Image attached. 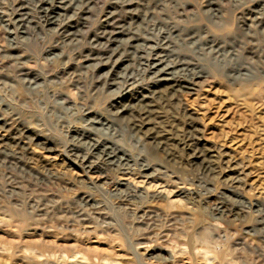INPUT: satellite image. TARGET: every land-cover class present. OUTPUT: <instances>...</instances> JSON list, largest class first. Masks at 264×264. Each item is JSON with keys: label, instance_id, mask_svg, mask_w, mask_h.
<instances>
[{"label": "rangeland", "instance_id": "1", "mask_svg": "<svg viewBox=\"0 0 264 264\" xmlns=\"http://www.w3.org/2000/svg\"><path fill=\"white\" fill-rule=\"evenodd\" d=\"M42 2L51 0H0V115L9 123L0 127V264H93L47 257L78 242L83 250L115 246L130 255L123 264H264V222L257 223L264 219V0H84L57 10L56 25L45 24ZM66 29L74 34L65 37ZM111 29L117 42L93 43ZM178 33L196 36L194 45L174 47L204 77L152 121L167 132L174 156L159 153L142 173L130 162L108 180L68 162L67 150L86 152L72 140L75 131L91 125L149 158L146 139L130 135L125 122L116 131L90 123L118 116L117 87L129 85L121 91L128 104L150 95L153 79L170 77L148 71L147 57ZM137 43L142 52L123 51ZM100 50V64L90 60ZM189 125L197 129L191 142ZM195 142L213 170L192 162L185 143ZM218 201L234 211L219 214ZM14 236L23 239L11 246ZM30 238L49 243L27 248Z\"/></svg>", "mask_w": 264, "mask_h": 264}, {"label": "bare ground", "instance_id": "2", "mask_svg": "<svg viewBox=\"0 0 264 264\" xmlns=\"http://www.w3.org/2000/svg\"><path fill=\"white\" fill-rule=\"evenodd\" d=\"M56 1L57 0H51V3L42 2L40 4L42 10H40L39 13L41 15L43 14L45 18V24L47 25H56V21L58 17L61 15L60 11H57V10H60V9L65 10L68 7H70L69 9L71 10H75L76 5L79 6V4L84 3V0H67L69 4L68 6L58 7L54 4ZM48 4H49V8L44 10V7H45L44 5L48 6ZM115 18L116 16H110L111 21L115 20ZM80 19H86V18L81 17ZM16 22L18 24L23 25L24 18L20 16L17 18ZM109 24L110 23H108V25ZM66 27H71V26H66ZM109 33H110L109 36L106 38L104 36L95 35L92 40L93 43H98L99 39H107L106 42H107V47H108V43L117 42L115 37L112 36L113 34L115 35L114 30L111 29ZM63 34H65V37H66V36H71L74 33L73 31L66 29V31L63 32ZM178 35L179 33L177 34V36ZM166 36L167 37H164V38L169 44L166 47L162 48V46H160L161 44L157 43V46L154 47L153 50L151 51V55L147 57V61L149 62V64L147 65V70L150 71L151 69H154L155 76L156 75L159 76L162 74V75H169L170 77L169 78L163 77L161 79H153L152 81L153 86L151 88L150 95H138L136 98H134V100L131 99L132 101L129 102L128 104L123 103L122 100L123 98H125V94H123L121 91H123L124 87L127 88V86L129 85L123 84L122 87H117V90L119 92L115 96V99L117 98L121 99V101L117 100L115 103L117 106H119L118 111H117V115L119 117L117 116L112 119L110 117L104 118L103 116H101V118L99 119L93 118L90 123V125L98 124L100 125L101 128L107 127L108 130L111 129L112 131H116V128L114 127L116 126V124H118L117 121L121 120L122 122H125L126 129L128 130V132H130V135H133V136L135 135L136 137H138L137 134L140 133L142 134V136H144V138L146 139L148 150H149V154H148L149 158H146L145 155L141 153H134L135 154L134 156V154H132V151H129V149H127L125 146L120 144L118 141L111 139V138H108V139L103 138L102 136H100L99 128H96L93 125H91L89 128L82 127L83 129L79 131H75L76 135L75 137L72 138V140L77 141L78 143H80V145H82V147H85L86 152L84 155H79V154L77 155L76 152H73L75 151L74 148L67 150L66 153L63 154V156L67 158L68 162H70L71 164L75 166H78L79 168L83 169L85 172H91V171L98 172L100 173V175H102V179H106L108 177L107 174H110L112 171L122 172V171L127 170L125 166H128L130 162H133L139 165L137 172L142 173V172H147L152 169V166L155 165L153 161L155 160V157L159 153H162L166 157V159L167 158L169 159V157L174 156L173 150L171 149V145L169 143V137L167 135V132L161 127H158L156 123H155L156 125L152 124V121L155 118L156 119L163 118L162 112H161L162 105L166 103L169 98H173L176 95H180V94L185 95L186 93L193 91L195 89V86L200 82V79L204 77V73H202L201 71L194 73V74L191 73L192 70L193 72L195 70L193 66L194 64L191 61H186V60L182 61L181 59L182 57H184V55L181 54L178 46L174 47V43L175 42L179 43L178 41L180 40L185 41V40L192 39V41H189V42L192 45H194L196 43L195 41L196 36L194 37L191 34H187L186 36L180 35L182 37L178 36L176 40L171 39L170 36L168 35ZM127 41H130V39H128ZM179 46L181 45L179 44ZM127 47L130 50L132 49L133 51L131 53L129 49L127 50L123 49V51H126L127 54H129V56L133 55L134 51L135 53H139L143 51L141 48L138 47V43L134 45L127 44ZM117 48L114 51L116 52L122 51V50H118ZM12 49H15V48H12ZM157 49H161V52L153 53V51ZM103 52H104L103 50H100V53H98V55L95 58H90V60L96 59L98 63L100 64L101 62L100 60L103 58V55L106 54V52L105 53ZM153 55L155 57H153ZM125 57L126 56L119 55V58L116 59V61H118L117 63L123 62ZM162 65H164V67L159 68ZM231 68H234L235 70H240V66H233ZM120 77H123V76H120ZM25 81L31 84L29 85V87L36 84V81L33 83L31 79H28ZM124 83L126 84V81H124ZM115 84H117V82ZM141 84L142 83H139L133 86V89L141 87L142 86ZM91 118L92 117H90L89 119ZM161 123H164V122L160 121L159 124ZM2 125L6 126V125H9V123H7L3 115L2 116L0 115V127ZM196 131L197 129L194 126L189 125L187 133H188L189 139H191L190 142L192 141L191 137L194 135V132ZM13 137L15 139H18L16 138V135H14ZM40 137L41 136L39 135H35V138H34L39 144L46 145L47 143L51 142V140L48 138L44 139ZM9 138L14 139L12 137H9ZM81 139L85 140L83 144H81L82 143ZM196 141L199 142L201 140L199 138V140L196 139ZM186 144H187L186 148H188L189 150L191 149L192 154L190 155V158L192 159V162L203 164L205 170L214 169L213 165H210L211 161H209V157L211 156L207 158V153L205 152L204 148H201V147L199 148L198 143L196 142H195V146L193 145V143H190V144L185 143V145ZM72 147H75L76 149H78L81 146L72 145ZM47 149L51 150L52 148H47ZM228 169H230V167H228ZM236 182L238 181L236 180ZM225 203L226 202L224 201L217 202L215 210L219 211V214L225 211L227 212L234 211V209H230L229 206ZM242 210H243L242 208L238 209L237 211L235 210V213L238 215L240 214V211ZM261 219L262 220L257 222L258 224L262 223V221L264 222V219L263 218ZM42 238L39 240H37L38 238L25 239L23 242L27 246V248L29 247H32L34 249H38L39 247L44 248L49 242L45 241L44 239L42 240ZM22 239L20 237L14 236L11 246L16 245V243L20 244ZM78 243H75L72 246L62 245L64 249L63 250L64 254L57 255L54 253L52 255H48L47 257L50 259L53 258L54 260H57V261L61 260L62 262H68L69 260H74V261L81 260L82 263L89 262L93 264H96V263L97 264H123L122 262L125 260H128L129 262V259H130L129 253L123 252V251L116 252L115 246L109 245L106 248L96 247V248H87V250H83L85 248L81 244L79 246ZM69 247H72V248L81 247V249H76V250L68 249ZM39 249H42V248H39ZM44 255L45 254L43 252H39L38 254H36V257L44 256ZM159 264H170V263H159ZM174 264H176V262ZM181 264H184V263L182 262Z\"/></svg>", "mask_w": 264, "mask_h": 264}]
</instances>
